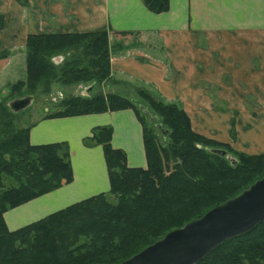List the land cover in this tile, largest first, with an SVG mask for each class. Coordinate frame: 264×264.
Returning <instances> with one entry per match:
<instances>
[{"label": "trees", "instance_id": "trees-1", "mask_svg": "<svg viewBox=\"0 0 264 264\" xmlns=\"http://www.w3.org/2000/svg\"><path fill=\"white\" fill-rule=\"evenodd\" d=\"M142 1L155 13L169 8V0ZM107 33L104 29L27 35L26 79L12 84L16 97L2 101L7 92L0 95V264L119 263L170 230L237 195L264 174V152L236 151L229 143L197 132L189 114L176 103L151 102L157 118L149 117L153 126L126 96L112 93L91 96L94 89L91 84L89 93L64 99L63 110L51 116L135 109L143 126L147 166L130 165L125 150L111 142L112 126H97L83 142L87 146H103L109 191L10 229L4 216L6 211L73 179L68 143L33 144L29 137L31 125L20 127L15 120V115L28 106L18 110L10 102L35 97L39 85L47 91L51 80L57 77V66L61 65L48 57L55 51L85 43H88L83 50L85 59L76 57L62 68L63 82L95 80L100 84L110 75ZM5 54L4 50L0 53ZM88 56L96 59L83 66ZM94 68L95 71H90ZM142 114L147 115L143 111ZM154 127L170 139L168 143H161ZM234 135L232 128V138ZM216 149L225 150L226 154ZM229 154L235 161L229 159ZM8 182L10 185L5 184ZM197 264H264V221L249 233L226 240Z\"/></svg>", "mask_w": 264, "mask_h": 264}, {"label": "crops", "instance_id": "crops-1", "mask_svg": "<svg viewBox=\"0 0 264 264\" xmlns=\"http://www.w3.org/2000/svg\"><path fill=\"white\" fill-rule=\"evenodd\" d=\"M0 15V50L6 51L0 81L24 56L19 45L29 33L128 31L115 35L136 44L115 47L112 71L136 76L141 86L182 107L193 129L206 136L237 146L231 123H241L240 149L264 152V0H169L161 13L142 0H0ZM103 125L112 126L111 142L125 150L130 165L147 166L142 122L132 108L41 115L30 126V141L68 143L73 179L6 211L10 229L109 191L103 146L83 142Z\"/></svg>", "mask_w": 264, "mask_h": 264}, {"label": "water", "instance_id": "water-1", "mask_svg": "<svg viewBox=\"0 0 264 264\" xmlns=\"http://www.w3.org/2000/svg\"><path fill=\"white\" fill-rule=\"evenodd\" d=\"M64 56L52 57L55 64ZM92 86L86 88V93ZM34 96L10 102L15 109L30 106ZM226 154L225 150L216 149ZM230 160L235 161L232 155ZM264 221V174L237 195L202 216L167 232L162 238L116 264H197L226 240L252 231Z\"/></svg>", "mask_w": 264, "mask_h": 264}, {"label": "rangeland", "instance_id": "rangeland-1", "mask_svg": "<svg viewBox=\"0 0 264 264\" xmlns=\"http://www.w3.org/2000/svg\"><path fill=\"white\" fill-rule=\"evenodd\" d=\"M4 24H5L4 18L2 15H0V26H3ZM54 33H58V32H54ZM115 34H120V33L117 31L114 32L108 31L107 33L108 35L107 52L109 55V62H110V75L108 78L102 80L100 84L95 80L93 81L88 80L84 83L80 81L76 83H64L62 79L61 70L65 65L73 63L76 57H82L83 59H85V53L83 50L84 47L88 46V43H85L84 46L58 50L52 53V55L48 57L49 60L51 57H54L59 54L65 55L64 62H62L61 65L57 66V77L51 80L47 91H43L42 85H39L38 89L34 92L35 97L31 105L27 107V109H25L20 114L15 115V120L17 122V125L20 127L28 126L31 125L33 122H35L37 118H39V116L41 115L51 116L52 113L63 110L62 102L64 99H67L73 95L87 94L86 87L93 84L94 89L91 91V96L96 95L97 93H103L104 95L112 93V94H119L126 96L131 100V102H133L136 105V107L141 112V115L145 117L147 122L150 125L154 126V124L152 123L153 121L151 123L149 122V117H151V120L153 119L157 120V118H155L154 116V110L152 109L151 102L156 100L165 103L167 101L161 100L163 99L162 96L158 92H156L154 88L148 86L146 87L141 86L139 78H136V76L130 74H121V73L119 74L114 70L112 71L111 55L112 53H115V51H117V48L115 47H117L118 45L126 46V47L127 45L135 46L136 44V42H134L132 38H131L132 41L126 43L123 41L124 37L119 36L118 38V36H116ZM25 46H26L25 43L23 45H19V47L23 48V53L25 52ZM2 51L0 50V53ZM91 59H96V58H93L92 56H88L83 66L88 64ZM11 66L12 67L9 69L8 73L4 74V76L1 78L0 81V95L1 93L3 95V93L7 92L6 96L1 99L2 101H8L11 98L16 97L18 94H14L12 92V88H11L12 84L16 83L20 79L21 80L26 79L25 54L24 56H19V60L15 59L12 62ZM95 70L96 68L90 69V71H95ZM109 110L110 109H108V111ZM115 110H121V109H115ZM132 110H134L136 114H138L135 109ZM142 111L146 112L147 115L142 114ZM231 124L233 130L235 131V135H234L235 137L232 140L237 138V134H238V141H237L238 144L237 146L234 145L233 141H229L226 143H229L234 150L244 152L243 150L240 149L241 142L243 141L242 140L243 132L241 131V129L238 131V126L239 128H241V123L239 124V122H233ZM154 129L158 134L161 143H165V144L168 143L170 139L168 137H164L161 131L158 130L156 127H154ZM252 144L254 145L255 142H253ZM234 150H231L230 153L233 156H236ZM5 184L10 185L9 182ZM109 198L111 200L114 199L113 196H109Z\"/></svg>", "mask_w": 264, "mask_h": 264}]
</instances>
